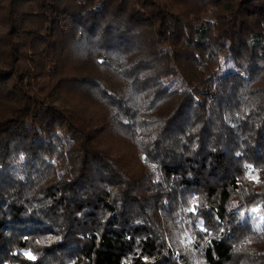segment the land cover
<instances>
[{
  "label": "trees",
  "instance_id": "16d2710c",
  "mask_svg": "<svg viewBox=\"0 0 264 264\" xmlns=\"http://www.w3.org/2000/svg\"><path fill=\"white\" fill-rule=\"evenodd\" d=\"M0 23V264H264V0Z\"/></svg>",
  "mask_w": 264,
  "mask_h": 264
},
{
  "label": "rangeland",
  "instance_id": "374dc122",
  "mask_svg": "<svg viewBox=\"0 0 264 264\" xmlns=\"http://www.w3.org/2000/svg\"><path fill=\"white\" fill-rule=\"evenodd\" d=\"M205 18H210V15H206ZM6 31V25L0 23V38L1 36L5 33ZM229 65L227 66V64L225 62H223L222 64V71H226L228 69ZM112 148L117 151L119 150V148L115 145V146H112ZM121 150V149H120ZM253 212V211H252ZM259 220H260V216H259Z\"/></svg>",
  "mask_w": 264,
  "mask_h": 264
},
{
  "label": "snow or ice",
  "instance_id": "6c2138e0",
  "mask_svg": "<svg viewBox=\"0 0 264 264\" xmlns=\"http://www.w3.org/2000/svg\"><path fill=\"white\" fill-rule=\"evenodd\" d=\"M194 211V210H193ZM253 211H255V209H253ZM202 223V222H201ZM28 255L29 259H35V257L31 256V254H26Z\"/></svg>",
  "mask_w": 264,
  "mask_h": 264
}]
</instances>
